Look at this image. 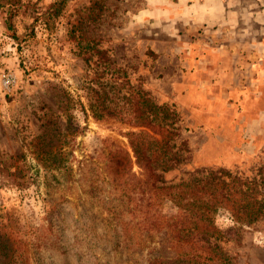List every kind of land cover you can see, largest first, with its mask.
<instances>
[{
	"label": "rangeland",
	"instance_id": "rangeland-1",
	"mask_svg": "<svg viewBox=\"0 0 264 264\" xmlns=\"http://www.w3.org/2000/svg\"><path fill=\"white\" fill-rule=\"evenodd\" d=\"M53 1L0 0V264H134L126 236L147 206L133 188L148 172L128 132H153L89 103L109 90L125 105L118 84L177 109L190 157L166 182L200 168L259 177L264 0H68L46 24ZM152 210L176 212L169 199ZM216 225L233 264H264V218L220 208Z\"/></svg>",
	"mask_w": 264,
	"mask_h": 264
},
{
	"label": "trees",
	"instance_id": "trees-1",
	"mask_svg": "<svg viewBox=\"0 0 264 264\" xmlns=\"http://www.w3.org/2000/svg\"><path fill=\"white\" fill-rule=\"evenodd\" d=\"M67 5L68 0L50 3L43 16L46 24L62 15ZM111 86L118 98L126 97L125 105L114 102L109 90H96L97 99L89 103L94 117L118 116L153 132H128L136 161L148 172L146 179L135 182L136 188H133L143 196L145 193L147 209L141 219L133 222L136 230H131L132 234L126 236L131 261L142 264L141 254L146 251L147 264H233L218 243L220 229L216 225L217 212L220 208H227L237 219L248 222L264 218V172L256 177L244 176L226 168H200L186 179L166 182L163 173L190 157L186 141L177 140L179 112L172 104L158 103L141 88H134L127 97L119 95L122 85ZM166 199L173 203L175 213L157 214L156 210H152ZM142 202L135 201L134 208L139 209ZM118 204H114L112 216L109 212L111 222L117 219L114 210ZM156 230L160 231L161 237L157 242L168 241L169 247L156 244L150 247L147 244L150 237L155 240L153 232ZM119 253L122 254V251Z\"/></svg>",
	"mask_w": 264,
	"mask_h": 264
},
{
	"label": "built area",
	"instance_id": "built-area-1",
	"mask_svg": "<svg viewBox=\"0 0 264 264\" xmlns=\"http://www.w3.org/2000/svg\"><path fill=\"white\" fill-rule=\"evenodd\" d=\"M4 82L6 83V85H9L12 82V76L10 74L4 76Z\"/></svg>",
	"mask_w": 264,
	"mask_h": 264
}]
</instances>
